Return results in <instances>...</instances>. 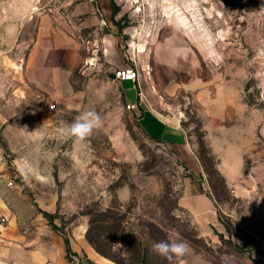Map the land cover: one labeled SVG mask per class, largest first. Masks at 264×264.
<instances>
[{
    "label": "rangeland",
    "instance_id": "1",
    "mask_svg": "<svg viewBox=\"0 0 264 264\" xmlns=\"http://www.w3.org/2000/svg\"><path fill=\"white\" fill-rule=\"evenodd\" d=\"M44 15L79 52L72 88L63 72L29 67ZM128 66L140 73L126 91L134 103L140 93L137 109L110 77ZM152 108L182 120L195 153L202 137L210 148L208 127L220 136L221 158L204 153L209 233L178 206V154L141 127ZM88 110L103 119L90 137L59 133ZM43 213L100 262L73 264H168L152 248L162 240L188 245L173 264H264V0H0V244L52 229Z\"/></svg>",
    "mask_w": 264,
    "mask_h": 264
},
{
    "label": "crops",
    "instance_id": "2",
    "mask_svg": "<svg viewBox=\"0 0 264 264\" xmlns=\"http://www.w3.org/2000/svg\"><path fill=\"white\" fill-rule=\"evenodd\" d=\"M55 21L49 15H44L39 20L38 33L32 46L29 67L33 71H58L65 73L66 86L72 88L71 75L79 61V52L71 44V40L64 38L62 42H57L58 32L54 28ZM64 36V35H62ZM119 49V40L112 36L104 41L105 58L116 56ZM132 83V86L125 83ZM127 103L134 109L138 108L139 92L137 102L130 101L127 89L137 88L131 81L121 82ZM138 90V88H137ZM229 120V119H228ZM182 120L177 115H161L155 109H144L140 124L145 133L161 142L166 143L176 153L180 161L186 163L189 170L195 175L204 174V168L193 149L191 136L182 128ZM220 127L221 125L218 124ZM207 128V126H206ZM216 129V127H213ZM219 130V129H218ZM224 133L231 132L230 124L220 128ZM220 137V136H219ZM216 131L207 128L206 139L212 153L218 158L223 155V145H221ZM221 158V157H220ZM219 171L225 176L228 184L230 178L225 174L224 164L219 163ZM209 188L200 185L192 178H184L181 195L178 199V206L190 214L198 228L203 234L209 233L211 225L216 224L215 203L208 193ZM34 237L25 235L18 239L15 244H0V263L14 264H73L67 258L64 238L53 229L48 227L33 229ZM32 235V234H31ZM33 236V235H32ZM72 252L76 255V263H100L90 247L74 246L70 242ZM23 252L22 256H18ZM85 257H81V253ZM23 258V259H22Z\"/></svg>",
    "mask_w": 264,
    "mask_h": 264
},
{
    "label": "clouds",
    "instance_id": "3",
    "mask_svg": "<svg viewBox=\"0 0 264 264\" xmlns=\"http://www.w3.org/2000/svg\"><path fill=\"white\" fill-rule=\"evenodd\" d=\"M102 126L103 119L101 115L95 110H88L79 115L71 124L61 126L59 133L62 136L82 142ZM114 246L122 247L120 244H114ZM152 248L156 254L168 261V264H173L174 260L184 257L189 250L188 245L183 241L169 242L165 240L154 243Z\"/></svg>",
    "mask_w": 264,
    "mask_h": 264
},
{
    "label": "trees",
    "instance_id": "4",
    "mask_svg": "<svg viewBox=\"0 0 264 264\" xmlns=\"http://www.w3.org/2000/svg\"><path fill=\"white\" fill-rule=\"evenodd\" d=\"M152 139L155 140V141L161 142V141L156 140L154 138H152ZM203 140H204L203 137H202V139L199 140V146L202 148V151H198V153H196V154H197V156H198V158H199V160H200L203 168L205 169V171H207L206 157H205L204 153H208L212 157V152H211L210 148L208 146H206V144H205V142ZM177 163L183 168V171H184L183 177L184 178H187V177L188 178H192L193 180H195L196 182H198L200 185H203L204 184L203 183V175L202 174H200L199 176L195 175L194 173H192L189 170V168L186 165V163H184V162H182L180 160H177ZM215 173L219 176V178H220L223 186L226 187V185H227L226 179L220 174V172L218 170ZM215 173H212V174H215ZM209 174H211V173H209ZM209 187H211L210 190H212V193L215 194L216 187H215L213 181H211V185L209 184ZM208 192H209L208 194L210 196H212L211 191H208ZM43 214H44V217L48 220L49 225L52 226V229L54 231H58V232H60L62 234V236L64 238V241H65V245H66L67 258L70 261H72V256L75 255V254L71 250L70 240H69L68 236L63 231H61L60 227H57L54 224V222H53V218H54L53 215H51L49 213H43ZM119 240H121V239H119ZM123 242L125 244V241H123ZM134 243H135L134 248H131L130 251H131V253L133 255H136V257H140V254L142 252V250L140 251V249H139L140 243L139 242H134Z\"/></svg>",
    "mask_w": 264,
    "mask_h": 264
},
{
    "label": "built area",
    "instance_id": "5",
    "mask_svg": "<svg viewBox=\"0 0 264 264\" xmlns=\"http://www.w3.org/2000/svg\"><path fill=\"white\" fill-rule=\"evenodd\" d=\"M131 60H133V59H131ZM114 75H115V78L121 82L131 81L134 84H136V86H138L140 73L138 70H136L132 66H128V67H124V68H118L115 70ZM139 96H141L140 93H139ZM130 107H132V106H130Z\"/></svg>",
    "mask_w": 264,
    "mask_h": 264
},
{
    "label": "water",
    "instance_id": "6",
    "mask_svg": "<svg viewBox=\"0 0 264 264\" xmlns=\"http://www.w3.org/2000/svg\"><path fill=\"white\" fill-rule=\"evenodd\" d=\"M110 77H111L112 79H115V75H114V74H111Z\"/></svg>",
    "mask_w": 264,
    "mask_h": 264
}]
</instances>
